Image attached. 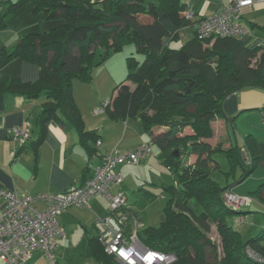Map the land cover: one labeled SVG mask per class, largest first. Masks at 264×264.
I'll return each instance as SVG.
<instances>
[{
    "label": "trees",
    "instance_id": "16d2710c",
    "mask_svg": "<svg viewBox=\"0 0 264 264\" xmlns=\"http://www.w3.org/2000/svg\"><path fill=\"white\" fill-rule=\"evenodd\" d=\"M27 1H33L36 11L56 24L25 34L5 56V60L23 57L36 62L38 79L22 82L13 78L0 83V90L14 89L27 98L44 97L37 121L41 134L34 144L39 145L55 119L70 122L82 144L95 137L96 132L85 127L73 82L92 81L98 49L106 58L134 43L144 60L128 56L127 78L115 86L105 108L116 119L139 118L160 147V160L176 174V184L163 186L170 194L164 219L157 227L141 228V241L152 249L175 253L177 260L172 264H264V230L244 241L240 230L227 220L236 214L222 196L228 188L212 176L219 167L217 152H225L232 166L243 165L242 152L233 144L226 145V138L216 143L208 140L225 99L246 88H264V53L259 47L249 48L239 37L202 40L197 35L173 46L191 24L184 0L6 1L0 24ZM184 154L197 158L183 163ZM252 171V165L245 166L241 177ZM257 192L264 194V182ZM123 211L130 212L126 205ZM212 225L220 244L209 236ZM97 239L99 248L92 247L97 262L121 264ZM247 248L257 257L250 256Z\"/></svg>",
    "mask_w": 264,
    "mask_h": 264
},
{
    "label": "crops",
    "instance_id": "0c3cea01",
    "mask_svg": "<svg viewBox=\"0 0 264 264\" xmlns=\"http://www.w3.org/2000/svg\"><path fill=\"white\" fill-rule=\"evenodd\" d=\"M6 1L16 2L18 0L1 1V11L9 3ZM184 1L186 3V12L188 15H191V24L181 32V40L185 39L184 41L196 35L199 23L203 18L221 10L229 4V0ZM13 12L8 21L5 19V22L1 21L3 23L0 24V83L13 78H17L22 82L38 79L40 66L36 62L29 61L23 57L5 60V56L15 49L23 35L41 30H49L56 24L48 20L42 12H37L33 1L25 2ZM236 18L238 23L245 28V32L239 36L240 40L249 48L259 47V52L264 53V31L261 29L264 26V3H256L244 7L236 15ZM46 20L47 22L45 23ZM188 30L192 32V37L190 38H186ZM79 81L84 82L80 79H75L73 90L74 86H78ZM103 97L101 94L99 97L94 98L92 100V108L98 106L99 101L101 102ZM43 102V96L27 98L14 89L7 90L4 88L0 90V189L12 191L18 195H34L42 192L60 193L73 186L83 184L85 180L92 176L93 167L101 163L103 155L111 152L114 148L133 151L144 143L152 142L150 143L151 153L144 160L153 152L152 144L154 141L152 140V136L144 130L140 119L137 117H127L135 118L133 122L139 123V125L136 123L132 126L133 132L138 138L135 146H126V143H124L127 137V129H129L127 118L123 119L125 122L118 120L121 122L122 127L124 124L123 134L118 127L119 123H116L114 127L110 126L113 130L109 137L103 134L106 119L100 117L101 122L104 124L93 125L90 124V118L87 115H85L84 119L85 127L87 125L89 128L86 127V129L93 130L96 134L95 137L89 138L84 144L81 143L78 131L70 122H61L56 119L48 124L45 136L39 145L34 144L41 134V128L37 121L43 109ZM105 102H103V105ZM77 103L82 111L81 105L79 102ZM222 106L223 113L212 121L214 134L208 140L215 143L226 138V145L233 144L237 148L239 147L242 152V164L244 166L241 164L232 166L225 152H217L215 154V158L219 164L217 169L220 168L217 154L224 153L229 164V169L226 171H233L231 174L230 172L227 174L228 179L229 177L235 178V171L237 175L238 173L243 174L245 166L251 167L252 165V173L255 171L254 174H259L256 178L257 183H263L264 119L262 109L264 108V88L250 87L238 91L225 99ZM97 109V114H103L106 111V108L101 112H97ZM89 113L91 116H98L92 113L91 109ZM23 123L29 124L30 134L21 143L11 138L8 130L14 125H21ZM99 126L103 127L102 131L93 129V127ZM239 135L241 136L240 139ZM99 141L101 142L100 144L98 143ZM188 156L189 158L185 161L188 163L194 162L197 158L195 154H189ZM158 158H160V153L158 154ZM124 165L126 164H119L116 167V170L122 173L123 181L120 184L111 186L109 190L111 195L124 192L121 189V185L125 180L124 171L126 168L123 167ZM252 173L248 177H251ZM248 177H241L238 180L235 178L233 182L228 180L225 186L219 185L223 188L231 189L233 192L239 191L238 193H240L241 190L235 189V187ZM124 193L127 197V193ZM145 193L149 196L153 195L148 190H145ZM258 195L264 204V194ZM110 203L109 195L100 194L93 197L87 206L74 205L68 207L59 216L64 237L59 241L56 260L50 262L44 252L41 249H37L33 252L27 264H86V261L89 262L90 258L99 264L92 253V247L95 250L99 248V241L97 239L99 229L95 222L98 217H104L110 212ZM127 203L128 197L126 207L130 212L134 214L138 213L137 216L143 226H148L145 223L146 220L144 221L141 216L142 213H139V211ZM35 204L40 208H44L46 205L43 201H37ZM3 208L4 204L0 203V210ZM243 213H236L233 216L237 217L238 222H242L244 220ZM228 222L230 223L229 220Z\"/></svg>",
    "mask_w": 264,
    "mask_h": 264
},
{
    "label": "built area",
    "instance_id": "2783aa9c",
    "mask_svg": "<svg viewBox=\"0 0 264 264\" xmlns=\"http://www.w3.org/2000/svg\"><path fill=\"white\" fill-rule=\"evenodd\" d=\"M256 3H264V0H229L227 6L200 21L196 35L202 40L217 36H241L245 28L238 23L236 15L244 7ZM188 17L191 18V15ZM108 101L97 112L103 111ZM262 115L264 119V108ZM8 133L11 138L22 143L29 137L30 126L28 123L14 125ZM150 153V143H144L133 151L114 148L103 155L99 165L93 167L89 179L60 193L18 195L0 189V203L4 204L0 210V264H27L37 249H41L46 258L54 262L59 241L64 237L59 216L68 207L89 205L91 199L100 194L109 195L111 200L110 212L98 217L95 222L106 253L113 255L121 264L174 263L177 260L175 253L152 249L141 241L138 232L144 226L137 215L123 211L127 201L125 193L111 195L109 192L112 185L123 181L122 173L116 170L117 165L137 164ZM222 196L233 210L248 207L253 201L231 189L225 190ZM37 201H43L45 207L36 206Z\"/></svg>",
    "mask_w": 264,
    "mask_h": 264
},
{
    "label": "rangeland",
    "instance_id": "374dc122",
    "mask_svg": "<svg viewBox=\"0 0 264 264\" xmlns=\"http://www.w3.org/2000/svg\"><path fill=\"white\" fill-rule=\"evenodd\" d=\"M6 9L7 7L5 6L3 11L1 12H5ZM13 13H9L7 15L6 21L10 19L11 14ZM19 21L17 22V25ZM46 22L47 20L45 21V23ZM52 23H55V21H53ZM190 37H192V32L188 30L186 38ZM184 40L173 41L172 45L180 46ZM208 44H212V41L208 42ZM130 55L135 56L139 61L144 60V55L137 51V47L134 43L126 44L121 50L110 53L106 58L103 57V50L98 49L93 60L94 66L92 81H79L78 86H74V91H77L75 92L76 99L77 102H79V104L81 105L84 119L85 115H87L90 118V124L94 125L100 123V125H102L104 123L101 122L100 117H104L106 119V122L103 134L108 135L109 137L113 130L111 127H114L116 123H119L118 127L121 129L120 132L123 134L122 131H124V124L122 127L121 122L125 121L123 119H116L112 117L108 111H105L103 114H97L96 109L101 107L104 101L109 100V98H111L113 94L115 86L119 82L127 78V59ZM101 94L104 96L103 99L101 100V102L99 101L98 106L92 108V100L96 97H99ZM90 109L92 113L98 116L89 115ZM134 119L135 118H127L129 129H127V137L124 142L126 143V146H135L136 141L138 140L135 133L133 132L132 126H134L136 123L139 125V123L133 122ZM118 120H120L121 122ZM86 127L89 128L87 125ZM102 128V126L93 127V129H97L99 131ZM240 137L241 136L239 135V139ZM152 145L153 152L146 160L142 161L139 164H126L123 166L126 169L124 171L125 180L121 185V189L127 193V204L131 205L134 209L139 211V213H142L141 216L143 217L144 221L146 220L145 223L148 226L157 227L164 219L163 208L166 204V201L170 197L168 190H165L163 186L176 184V174L173 167L172 169L169 168L160 160V158H158V154L160 153L159 146L154 142ZM188 155L189 154L183 155V162H185L189 158ZM217 157L220 162V168L213 172V176L221 186L227 185L228 180H230V182H233L235 178H237V180L241 178L242 173H238V175L240 174L238 176L235 171V178L229 177L228 179L227 174H229V172L230 174L231 172H233L232 170L229 172L226 171L229 169L228 160L224 153H218ZM254 173L255 171L252 173L251 177H248L235 187V189L237 188L238 190H241L240 193H238L239 191H236V194L253 199V203L250 206L244 207L240 210H234L239 214L244 212V220L242 222H238L237 217L233 215L227 218V220H229L236 229L240 230L245 242L264 230V204L262 203L260 196L256 192L258 185H260L261 182L257 183L256 178L259 176V174ZM145 190L150 191L151 193H153V195H147L145 193ZM209 236H211L212 239L220 244V237L215 225H212ZM247 253L252 257H257L255 253L248 248ZM87 262L88 261H86V264H97L92 258H90V261L88 263Z\"/></svg>",
    "mask_w": 264,
    "mask_h": 264
},
{
    "label": "water",
    "instance_id": "95a60500",
    "mask_svg": "<svg viewBox=\"0 0 264 264\" xmlns=\"http://www.w3.org/2000/svg\"><path fill=\"white\" fill-rule=\"evenodd\" d=\"M174 153L178 154V151H177V150H175V151H174Z\"/></svg>",
    "mask_w": 264,
    "mask_h": 264
}]
</instances>
